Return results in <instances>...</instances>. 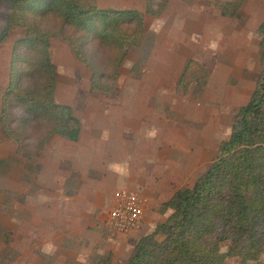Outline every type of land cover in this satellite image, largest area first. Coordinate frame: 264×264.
Instances as JSON below:
<instances>
[{
	"label": "rangeland",
	"instance_id": "rangeland-1",
	"mask_svg": "<svg viewBox=\"0 0 264 264\" xmlns=\"http://www.w3.org/2000/svg\"><path fill=\"white\" fill-rule=\"evenodd\" d=\"M173 1L167 13L158 18L148 16L145 23L147 34L142 46L128 54L129 60L122 72L126 77L130 75L138 79L148 70H161L158 67L159 60H170L176 64L180 57L184 59L196 56L210 74L200 96H193L191 92L185 96L172 94L162 101L149 98L151 96L140 91V96L133 100L125 92L124 85L120 87V79L117 90L111 95L91 92V72L75 58L67 44L51 40L52 61L57 71L55 99L57 103L66 104L78 113L83 110H135L136 116L130 119L133 126L156 127L155 135L149 133L150 139L155 138L150 152L153 148L154 155L158 152L156 146L161 143L156 140H172V143L179 146H172L171 149L182 152L180 157H187V161L193 165L199 163L193 174V179H196L207 171L218 156L220 142L227 140L230 135L234 115L250 99L255 81L262 72L256 30L264 23V0H246L239 17L233 19L221 17L218 10L209 7V0ZM95 2L100 9L128 10L122 9L123 0ZM142 3L143 12L136 10L140 8L138 5L132 10L144 13L145 3ZM4 12L0 5V31L4 25ZM24 36L25 31L22 29L12 31L0 45V97L8 83L13 44ZM170 49L174 51L170 52ZM132 59L133 63L130 62ZM137 85L140 90L149 86L148 83ZM15 113L18 115L17 111ZM162 129L165 132L159 137ZM112 133L110 132L111 138ZM89 137L90 133L86 130L80 142L69 143L59 138L54 139L40 157L25 160L16 153V145L4 139L0 130V225L3 216L8 215L12 207L18 209L24 206L27 196L29 199L35 197L39 193L36 191L41 190L38 196L43 203L42 207L50 208L51 194L58 183L64 184L68 198L74 197V190L85 184H94L100 193L108 194V198L105 200L104 197V201L96 209L89 226L81 220L64 217L58 219L57 225L54 221L38 220L40 227L36 235H32L33 253L37 256L35 264H96L109 255L112 258L111 264H126L139 241L132 234H150L171 213L162 205L167 197L165 194L161 195L156 191L153 196L138 193L145 201L141 226L130 233L111 232L106 226L107 212L118 192H138L134 186L125 184L128 180L131 181V176L136 175L134 170L139 165L132 158L130 177L127 179L122 178L121 172L114 174L111 166L114 155L111 153L108 157L100 156V152L104 154L110 149L103 146L88 147ZM126 137L130 139L131 132ZM190 148L192 150L188 151ZM90 152L92 161L85 158ZM174 153L175 151L170 152ZM158 154L161 156V153ZM149 156L150 154L147 157ZM127 165L123 164L124 169ZM154 167L153 164L148 169L153 170ZM54 177H58L56 184L52 180ZM193 179L182 182V187H191L195 182ZM151 198L157 203L152 202ZM149 200L155 205L152 210H149ZM63 204L66 208L72 207L70 202ZM230 248L229 241L221 244L222 252H227ZM26 249L28 254L32 251L29 246ZM18 258V253L12 248L0 245V264H22ZM260 259L264 261V255ZM228 262L234 263L235 260L230 259Z\"/></svg>",
	"mask_w": 264,
	"mask_h": 264
},
{
	"label": "trees",
	"instance_id": "trees-1",
	"mask_svg": "<svg viewBox=\"0 0 264 264\" xmlns=\"http://www.w3.org/2000/svg\"><path fill=\"white\" fill-rule=\"evenodd\" d=\"M139 1L145 3L144 13L100 9L95 0H0L5 11L0 45L12 31H25L13 44L0 97L1 133L20 157H40L56 137L78 142L81 136L73 109L55 99L51 40L67 44L91 72V92L111 95L123 62L146 37L145 16L158 18L168 5V0ZM245 3L208 1L228 19L238 18ZM256 34L262 72L250 99L234 115L228 139L191 187L176 190L162 204L171 213L139 239L126 264H264V23ZM209 75L200 62L188 59L175 94L185 96L193 86L192 95L200 96ZM227 241L231 248L222 252ZM10 242L11 232L0 225V245ZM111 260L109 255L96 264Z\"/></svg>",
	"mask_w": 264,
	"mask_h": 264
},
{
	"label": "crops",
	"instance_id": "crops-1",
	"mask_svg": "<svg viewBox=\"0 0 264 264\" xmlns=\"http://www.w3.org/2000/svg\"><path fill=\"white\" fill-rule=\"evenodd\" d=\"M123 1L124 8L122 9L132 10L138 5L140 8L136 10L140 12H143L144 10V6L141 1ZM168 1V6L164 13H167L171 4L174 3L173 0ZM177 5L179 6V4ZM147 18L148 16H145V23ZM190 40L193 41L192 38H190ZM173 51L174 49H170V52ZM129 56L130 55L127 56L120 70V87L124 85L125 92H127L128 97L133 100L140 96V91L146 93L148 96H151L149 98H156L162 101L167 97H170L172 94L177 96L175 94V85L186 61L188 59H194L200 62V59L196 56L185 57L184 59L180 57L176 60V64H173L175 62L171 63L170 60H159L158 67H161L162 69L159 71L148 70L146 74H143L140 77V80V78L136 79V77L130 75H128L129 77L123 75L122 69L126 61L129 60ZM130 62L133 63L134 59L130 60ZM200 63L203 65L202 62ZM174 65H176L175 68L171 69ZM137 83H148L149 86L140 90ZM192 90L193 88L190 89L187 94L190 92L192 94ZM73 111L74 115L81 121L82 124L79 142L83 137V133L87 130L90 133V142L87 144L88 147H108L110 150H106L104 154L100 152V156L105 155L108 157L111 153L114 155V161L111 163V166L114 169V174H120L121 172L122 178L125 177L127 179L130 177L129 171L132 158L133 162L139 165V168L134 170L136 175L131 176L129 178L131 181L128 180L125 184L128 186H134L136 188L135 191H138L137 194L142 193L144 195L153 196L155 195L154 191L160 192L161 195L165 194L167 196L164 200V202H166L171 198L176 190L183 188L182 182H186L189 178L193 179V174L196 172V168L199 163L193 165L187 161V157H180L182 156L180 154L182 152L171 149L172 146H179L177 143H172V140L170 139L165 140L161 138V140L159 139L160 141L156 140L158 143H161L156 146L158 148L156 149L158 152L154 155V148L152 149V152H150V148L152 146L151 144L155 143V138L150 139L149 133H153L155 135V133H157V131L155 132L156 127L148 126L147 128L144 126H133L130 123V119L136 116L135 110H83V113H78L75 110ZM110 132H114L111 135L112 138L110 137ZM129 132H131L132 135L130 139L126 137V134ZM164 132L165 129H162V131L159 132V137H161ZM57 138L59 137L54 139ZM68 142L73 143L70 141ZM161 147H163V150L159 151ZM191 150L192 148L188 151ZM148 151L150 153H148ZM171 151H175V153L170 154ZM91 153L92 152H90L89 155L86 154L85 158L92 161ZM158 153H161V156H159ZM149 154L150 156L147 157ZM199 155H201V153H199ZM125 163L128 164L126 169H124L123 166ZM153 164L155 165L154 169L149 170L148 168ZM123 174L126 176H123ZM57 179L58 177L56 179L55 177L52 178L55 184L57 183ZM196 179H193V182ZM157 189L159 191H157ZM40 191L41 190L36 191L39 193H36L33 198L29 199L27 196V202L24 206L22 205L18 209L12 207V212L10 211L8 215H4L2 219L1 225L11 230L12 233L11 242L8 247L18 253V260L22 264L36 263L37 256L33 253L34 247H32V241L34 240V237L32 235H36V232L40 227L38 220H49V222L54 221L55 225H57L58 219L60 217H64L65 219L81 220L82 222H86L89 226L95 215L96 209H98L104 201L103 198L105 197V200L108 198V194H106L107 192L100 193L94 184L91 186H86L85 184L84 187L76 188L73 194L74 197L68 198V196L65 195L66 189L64 188V184L61 185L58 183L54 192L51 194L52 204H50V208L47 206L48 209H45L42 207L43 203L40 202V196H38ZM27 193L28 192L25 194L29 195ZM151 200L154 202L155 199L151 198ZM64 202H70L72 207L66 208L63 204ZM149 203V210H152L155 205H152L151 201ZM154 203L156 204L157 202ZM132 235V237H136V240H139L142 236L147 235V232ZM27 246H29L30 251L32 250L29 254L26 249Z\"/></svg>",
	"mask_w": 264,
	"mask_h": 264
},
{
	"label": "built area",
	"instance_id": "built-area-1",
	"mask_svg": "<svg viewBox=\"0 0 264 264\" xmlns=\"http://www.w3.org/2000/svg\"><path fill=\"white\" fill-rule=\"evenodd\" d=\"M145 201L134 192L120 191L107 212L106 226L116 234L138 229L144 220Z\"/></svg>",
	"mask_w": 264,
	"mask_h": 264
}]
</instances>
